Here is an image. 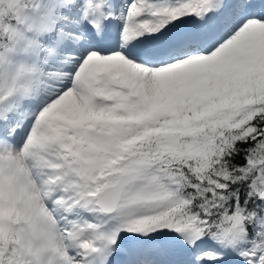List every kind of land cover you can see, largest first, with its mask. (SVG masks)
<instances>
[{
	"label": "snow or ice",
	"instance_id": "snow-or-ice-1",
	"mask_svg": "<svg viewBox=\"0 0 264 264\" xmlns=\"http://www.w3.org/2000/svg\"><path fill=\"white\" fill-rule=\"evenodd\" d=\"M0 264H264V0H0Z\"/></svg>",
	"mask_w": 264,
	"mask_h": 264
}]
</instances>
